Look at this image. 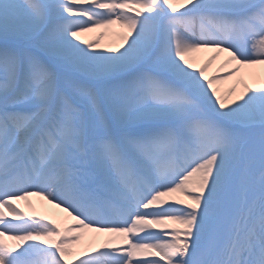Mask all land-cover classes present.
<instances>
[{"label": "snow or ice", "instance_id": "snow-or-ice-1", "mask_svg": "<svg viewBox=\"0 0 264 264\" xmlns=\"http://www.w3.org/2000/svg\"><path fill=\"white\" fill-rule=\"evenodd\" d=\"M258 68L264 0H0V264H264Z\"/></svg>", "mask_w": 264, "mask_h": 264}, {"label": "bare ground", "instance_id": "bare-ground-1", "mask_svg": "<svg viewBox=\"0 0 264 264\" xmlns=\"http://www.w3.org/2000/svg\"><path fill=\"white\" fill-rule=\"evenodd\" d=\"M113 31L120 32L121 30L119 29L118 26H115L114 29H113ZM117 43H118V42H117ZM209 54H211V53H209V52H202V53H198V54H196L198 65L201 64V63L205 60L206 56H208ZM225 59H226V54H223V53L220 54V55L217 57V59H215V60L212 61V63H211V65H210L209 68L212 69L217 63H219V62H221V61H224ZM262 70H263V69H260V68L256 69V71H262ZM247 71H248V70H246V69H245V70H242V73L239 74V75H246ZM233 77H238V76H233ZM233 77H232V78H233ZM232 78H231V79H232ZM231 79H230V80H225V81H228V82L230 83V82H232ZM221 83H223V82H221ZM253 84H254L253 86H255V88H256V87H257V84L254 83V82H253ZM240 90H241V88H240L239 86H237V93H238ZM33 204L36 206L37 210H39V211H40L41 209H48V210H50V211H52V210H56V209H52L51 206H50V205H47L46 203L41 204V202H40L37 198L33 200ZM87 239H88V237H85V241H87Z\"/></svg>", "mask_w": 264, "mask_h": 264}, {"label": "rangeland", "instance_id": "rangeland-1", "mask_svg": "<svg viewBox=\"0 0 264 264\" xmlns=\"http://www.w3.org/2000/svg\"><path fill=\"white\" fill-rule=\"evenodd\" d=\"M116 31H112L111 33H109L108 35L104 36L101 42L102 46L105 45H115L117 44V42L119 41V36L117 35ZM96 34L92 33V34H86V36L84 37L85 39H93L95 38Z\"/></svg>", "mask_w": 264, "mask_h": 264}]
</instances>
